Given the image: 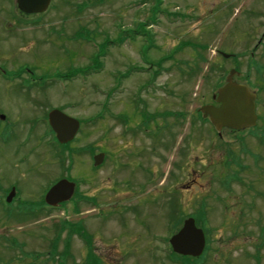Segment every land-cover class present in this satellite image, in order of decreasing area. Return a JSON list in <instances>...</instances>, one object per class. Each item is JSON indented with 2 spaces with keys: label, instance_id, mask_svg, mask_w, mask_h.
Returning a JSON list of instances; mask_svg holds the SVG:
<instances>
[{
  "label": "rangeland",
  "instance_id": "rangeland-1",
  "mask_svg": "<svg viewBox=\"0 0 264 264\" xmlns=\"http://www.w3.org/2000/svg\"><path fill=\"white\" fill-rule=\"evenodd\" d=\"M19 15L15 0H0V33L11 17L0 63L8 74L25 66L44 86L20 92L0 80V108L15 127L0 174L19 192L9 209L30 203L35 215L0 212V264H84L87 255L103 264H264V130L241 145L197 115L237 64L239 82L256 76L247 51L264 30V0H51L25 26ZM97 55L99 69L56 81L90 69ZM58 108L81 124L67 149L44 121ZM234 142L244 170L222 156ZM66 178L76 184L72 202L38 209ZM188 218L206 248L198 260L174 261L168 240ZM67 225L87 240L69 238Z\"/></svg>",
  "mask_w": 264,
  "mask_h": 264
},
{
  "label": "water",
  "instance_id": "water-1",
  "mask_svg": "<svg viewBox=\"0 0 264 264\" xmlns=\"http://www.w3.org/2000/svg\"><path fill=\"white\" fill-rule=\"evenodd\" d=\"M17 9L24 15H37L44 13L51 0H15ZM230 72L226 80V85L217 92L215 96L218 107L204 106L200 109L203 118H209L213 127L221 132L222 129L242 130L252 128L255 125V95L248 91L245 86L232 83ZM48 124L55 134L59 144L69 143L75 137L79 122L72 119L58 110H52L48 114ZM103 154L94 156L93 165L95 167L102 163ZM74 183L67 180H60L52 186L48 193H45L44 202L50 207H57L59 204L67 202L73 196ZM15 195L12 188L6 202L9 203ZM193 219L184 221L182 228L172 236L169 244L174 253L183 256L199 257L204 250L205 238L200 229L195 228Z\"/></svg>",
  "mask_w": 264,
  "mask_h": 264
},
{
  "label": "flooded vegetation",
  "instance_id": "flooded-vegetation-1",
  "mask_svg": "<svg viewBox=\"0 0 264 264\" xmlns=\"http://www.w3.org/2000/svg\"><path fill=\"white\" fill-rule=\"evenodd\" d=\"M30 17H32V16L19 15L18 19H20L19 22H22L23 26H25L26 23H24V22H26L27 19H29ZM3 25L4 24H2L1 26H3ZM5 25H7L6 29H5V26H3L5 30L3 29L2 33H0V35L1 34L7 35L10 32V30H8L7 28L9 27V25H11V17H7V20L5 21ZM1 38H2V36H1ZM249 39H252L253 42L255 41V45L251 48V52L249 53V56H248V59H249L248 70H249V72H250V70H252L253 74H255L256 76H254L252 79H250L249 75H247V77L245 79L246 81L239 82L238 79H239L240 73H239V70L237 69L238 68V64H237V67H234L235 69H231V70H234L235 73L233 74V76L230 80L232 83H235V84L246 85L249 88V90H251L255 93V100H254L255 101V110L254 111H255V114L257 117L256 125L252 128H245V129H242L240 131H235V130H228L227 131L228 134H230V136H232V138L236 142H238V141L241 142V145H243L242 142L245 140L246 136H248V135H251V136L254 135L255 136L257 134V132H261L264 130L263 127H262V129L259 127V123L261 122L259 120H261V119H260L259 111H257L258 110L257 97H258V94L261 92L260 89L264 88V30L260 35H256L255 37L252 36ZM0 41H3V40H0ZM259 50H261V55L255 56L258 53H260ZM1 55H3V54H0V59L2 58ZM233 60H235V58ZM6 64L7 63H4V64L0 63V80L4 84L7 85V84H11V83L15 82V84L18 88V91H20V92H22L24 89H26L25 84H27L28 86L35 85V87L36 86H42V87L44 86V85L38 84V82L40 81L39 79L36 80V79L30 77V76H32V73L25 66L20 67V69H18L17 73L8 74V72L6 71L8 69L4 70L2 68V67H6ZM249 72H248V74H249ZM26 73H27L28 77H24V76H27ZM242 78H243V76H242ZM225 79H226V77H225ZM225 79H224V84L226 82ZM250 80H253L255 82L251 83ZM1 88H4V86H0V89ZM209 105H213L216 107L218 106L216 101L213 98H212V102ZM6 112L7 111L5 109L3 110L0 108V158H2L3 155H5L4 148L5 147L7 148L8 145L11 144L10 140L12 138L11 135L13 134V127H14V124L10 120L11 117ZM62 112L66 114V112L64 110H62ZM66 115H68V114H66ZM14 129H15V127H14ZM218 137L221 138L222 135H218ZM236 142L232 143V145L231 144H224L223 147H225L226 149L222 148L221 151L222 150L223 151L226 150V151H225V153H222V156L227 159V163H225L227 166L230 167L231 165H234L236 168H238V169L240 168L241 170H244V165H242L238 161L239 159L237 158L236 153H232L231 148H230L231 146H235L233 144H237ZM237 149L239 150V154H241L242 152H244V153L247 152V149H244V147L243 148H237ZM0 178L1 179L3 178V174H0ZM234 178H238V177H234ZM13 187L14 186L12 184H7V182H5L3 179L0 180V202L4 201V205L0 204V212H1V215H4L6 218H8V220H11L14 217V215H13L14 213H17V215L21 214L22 215L21 219L24 220L26 214L23 211L19 210L20 209L19 207L15 211H13L12 209L10 210L8 207L12 202L10 204L6 203V198H7L8 194L10 193V191ZM17 194H19V192L16 189V195ZM17 197H18V195H17ZM38 214H39V212H38ZM167 250H169L171 252L169 245H168ZM173 256L174 257L170 256V258H174L173 259L174 261L175 260L180 261L181 259H185L184 257H180L178 255H173ZM87 257L90 259V264H103L104 260L101 256H89V255H87ZM176 258H178V259H176Z\"/></svg>",
  "mask_w": 264,
  "mask_h": 264
},
{
  "label": "trees",
  "instance_id": "trees-1",
  "mask_svg": "<svg viewBox=\"0 0 264 264\" xmlns=\"http://www.w3.org/2000/svg\"><path fill=\"white\" fill-rule=\"evenodd\" d=\"M141 27H143V25L141 24L140 25ZM132 34H140V35H142L140 32H131ZM125 40V38L124 37H121V38H118L117 39V42L120 44L122 41H124ZM101 56V55H100ZM98 57H99V55H97L96 56V58L94 59V61H93V67L96 65V60L98 59ZM95 69H99L98 67H96V68H94V70ZM90 69H77V70H72V71H70V72H68V76H66V77H58V78H60L61 80H65L66 78H69V77H72V78H74V77H77V76H82V75H88V74H90ZM58 158H60V156L58 157ZM40 206H42V204L43 203H38ZM67 226H69V230H68V232H69V234H68V236L70 237L72 234H77L80 238H82V239H85V240H87L86 239V235H85V237H83L82 236V229L80 228V227H72L71 225H67ZM65 230V224L64 225H62V223H61V227L59 228V227H57V230H60V231H62V230Z\"/></svg>",
  "mask_w": 264,
  "mask_h": 264
}]
</instances>
